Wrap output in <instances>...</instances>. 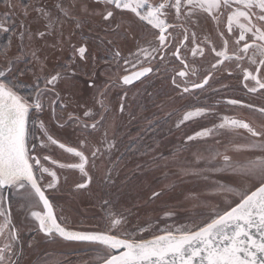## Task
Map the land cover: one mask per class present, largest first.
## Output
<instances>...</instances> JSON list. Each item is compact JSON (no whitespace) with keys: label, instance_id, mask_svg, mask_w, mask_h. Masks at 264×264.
Instances as JSON below:
<instances>
[{"label":"rangeland","instance_id":"rangeland-1","mask_svg":"<svg viewBox=\"0 0 264 264\" xmlns=\"http://www.w3.org/2000/svg\"><path fill=\"white\" fill-rule=\"evenodd\" d=\"M8 2L11 7L5 0H0V25L12 29L8 33L0 31V49L7 46L6 56L0 54V68L6 67L8 60L20 55L22 23L32 34L31 39L24 37L23 59L17 65L22 69H31L21 78L27 86L33 83L34 74L50 76L61 72L64 75L77 66L80 68L74 79L57 82L54 93L60 94L66 109L60 111L57 108L56 114L61 120H67L69 113L81 118L79 126L69 123L65 127L64 141L91 154V145H94L99 150L97 156L90 158L85 174L78 169L59 167L61 163L79 162L78 157L54 145L38 149L42 163L57 173V186L50 190L66 223L72 224L76 230L105 231L108 214H121L126 220L124 228L151 226L142 234L144 239H148L158 234L155 231L157 228L191 227L215 212L222 213L233 206V201L238 202V197L219 191L221 184L239 191H251L258 186L244 176L223 170V155H227L233 164H244L264 157V152L237 150L238 145L259 138L252 137L242 128H214L225 116L243 120L256 128L264 126V116L243 106L264 107V90L248 92L245 83L249 87L255 86V83L245 82L242 70L235 63L225 61L213 69L217 57L211 48L206 47L204 56L198 54L193 57L189 40L185 42L187 47L181 50L188 63V77L182 80L176 75L184 70V66L169 52L163 62L157 55L151 63L153 71L146 77L133 84L122 85L119 78L127 73L123 60L118 66L111 59V54L120 50L122 56L129 57L130 53L137 51L138 46L146 47L148 41H153V46H157L151 35L155 30L150 25L142 24L134 14L121 10H115L111 22H106L99 14L106 11V6L93 0ZM150 2L157 3L158 0ZM57 4L67 9L69 16H63ZM85 7L87 11L83 10ZM38 8L49 13V17L46 19L37 12ZM25 10L27 15L24 14ZM75 18L83 21L81 27H76ZM50 20L54 21L50 30L52 34L46 38L36 36L37 31H49L46 25ZM168 20L177 23L175 10H171ZM218 30H224L223 23L218 29L207 14L198 13L197 24L190 31H195L201 42L207 38L220 50L223 43L217 35ZM173 35L176 42L183 39L179 31L173 32ZM81 44L87 47L86 60L82 61L77 56L76 63L65 69L63 66L72 56L71 46L79 47ZM170 47L175 51L174 46ZM233 48L230 40L229 49ZM33 51L38 59L32 57ZM243 66L264 79V67L260 73H256V65L249 64L247 60ZM85 71L89 73L88 76L84 74ZM193 71L196 75H192ZM92 72L95 73V87L89 88L87 81ZM209 73L212 75L203 89L191 88L193 82H202ZM185 84L190 89L187 93L183 92ZM24 91L27 92V87ZM229 99L240 100L242 104L229 105ZM196 107H204L208 111L184 121V114ZM85 111H90L91 117H85ZM101 113L103 120L98 129L88 131L81 127L85 122L90 124L93 120H100ZM39 119L46 123L54 136L60 134L54 129L56 121L52 120L49 107L46 106ZM204 128L213 129L212 134L187 139ZM217 152L221 155L217 156ZM44 155L60 163L43 161ZM88 176H91L90 185L77 189L76 185L84 183ZM50 180L51 177L45 174L40 183L46 187ZM153 193H159V196L153 197ZM98 247L90 243L58 241L55 246L46 248L73 251V264H96L93 249ZM87 250L88 256L85 253Z\"/></svg>","mask_w":264,"mask_h":264},{"label":"snow or ice","instance_id":"snow-or-ice-1","mask_svg":"<svg viewBox=\"0 0 264 264\" xmlns=\"http://www.w3.org/2000/svg\"><path fill=\"white\" fill-rule=\"evenodd\" d=\"M5 2L9 7L12 6L8 0ZM93 2L106 6V11L99 13L106 22H111L115 10H121L134 14L138 21L144 25H150L151 29L155 30L151 32V35L157 46H153V41H148L146 47L138 46L137 51L130 53L129 57L122 56L120 50L112 52L111 59L115 60L118 66L123 60L125 72L132 69L129 74L120 78L123 85L133 84L142 77H146L153 71L151 63L156 60L157 55L160 62H163L168 58L169 52L184 66V70L176 75L182 80L188 77V63L181 50L187 47L185 42L190 40V51L193 57L198 54L204 56L206 47H210L217 57L216 63L212 65L213 69L223 65L225 61H232L238 69L242 70L245 82L255 83L252 87L245 83L248 92L256 93L258 90H264V79L243 66L247 60L249 64L256 65V73H260L264 67V0H158L157 3H151L150 0H93ZM56 7L63 16H69L68 10L60 4ZM83 10L87 11L86 7ZM171 10H175L177 23H170L168 20ZM36 11L46 19L50 15L44 9L38 8ZM198 13L207 14L218 29L221 23L224 24V30L217 31L223 43L220 50H217L207 38L201 42L196 32L190 31L197 24ZM24 14L27 15V10ZM53 23L54 21L50 20L46 25L49 31H37L35 35L40 38L51 35ZM75 23L76 27L83 25V21L79 18H75ZM20 27L23 30L20 33V55L8 60L6 67L0 68V238L7 240L0 247V264H20V258L23 255L19 231L12 224L10 211L5 208L7 202L5 191H9L21 202L22 209H30L42 204L43 211H31L30 216L36 221L38 231L44 236H59L65 241L86 242L99 246L93 249L96 264H264V157L249 160L244 164H233L227 155H223V170H230L234 174L244 176L258 186L254 191H239L221 184L219 191L238 197V202L233 201L234 206L228 207L222 213L217 211L191 227L157 228L155 231L158 234L144 239L142 234L151 226L138 229L124 228L126 220L121 214H108L109 222L105 231H72L62 226L58 222V217L54 215L53 206L40 183L47 174L51 180L46 187L54 189L57 186V173L42 163L39 150L50 145H57L65 152L79 158V163H61L59 167L78 169L85 174V165L89 158L84 151L67 147L65 143L55 138L49 132L46 123L39 119V114L43 113L47 106L51 109L52 120L56 121L61 128L67 127L69 123L80 125L81 118L72 113H69L67 120H60L56 114L57 108L64 111L66 104L62 102L59 93L52 95L58 81L74 79L80 72V68L77 66L71 73L64 75L61 72L50 76L34 74L33 83L27 86L21 78L25 77L31 69H22L17 65L23 59L24 37L28 36L31 39L32 34L23 23ZM0 31L8 33L12 29L0 25ZM176 31L183 36L179 42H176L173 35ZM133 39L136 37L133 36ZM230 40L234 45L232 50L229 49ZM170 45L175 47V51L171 50ZM70 50L72 56L63 66L65 69L76 63L77 56L82 61L86 60V45L81 44L79 47L73 45ZM6 51L7 46L0 49V54L6 56ZM31 55L34 59H38L35 51ZM257 57H259L258 62ZM144 63H148L149 66L144 67ZM138 66L139 70H136ZM84 74L89 75L87 71ZM192 75H196L195 71ZM211 75L212 73H209L204 76L200 83L193 82L191 88L203 89L209 83ZM87 83L89 88L95 87L94 72L91 73ZM173 83H176L175 77H173ZM189 91V86L185 84L183 92ZM227 103L241 105L242 101L229 99ZM243 106L264 116V107L255 108L251 104ZM121 111H123V105H121ZM207 111V108L196 107L186 112L183 120L187 121ZM33 113L35 119H32L30 128L28 125ZM91 115L90 111L84 113L85 117H91ZM102 120L101 113L100 120H93L91 125L85 122L83 127L96 130ZM225 127L242 128L252 137L259 138L238 145L237 150L264 152V126L256 128L243 120L230 119L227 116L222 118L220 124L214 125V128L219 129ZM212 132L213 129L204 128L187 139L208 136ZM81 144L84 145V142L82 141ZM98 151V149L92 151L93 158L97 156ZM216 155L221 154L217 152ZM42 159L51 161L52 164L58 163L48 155H44ZM76 187L83 189L86 184L80 183ZM157 196L159 193H153V197ZM29 247L33 245L30 243ZM45 264H62V262L53 256Z\"/></svg>","mask_w":264,"mask_h":264},{"label":"flooded vegetation","instance_id":"flooded-vegetation-1","mask_svg":"<svg viewBox=\"0 0 264 264\" xmlns=\"http://www.w3.org/2000/svg\"><path fill=\"white\" fill-rule=\"evenodd\" d=\"M147 66H144V67H147ZM136 70H139V68H137ZM126 74H129V72H127L123 75H126ZM123 75H121V77ZM120 78H119V82L122 84V82L120 81ZM142 78H144V77H142ZM135 82H137V81H135ZM54 94L55 93L53 91V95ZM49 112H50V115H52L50 108H49ZM32 119H35L34 113H33V116L29 120L28 126L30 128L32 127ZM55 124L56 125H54L55 126L54 129L58 130V133H60V134L55 135V136L52 133L51 134L55 138H57L61 143H65L67 147H74L77 150H81L78 147H75L73 145L66 143L64 141V139H65L64 137L66 134L63 133L65 128H61L56 122H55ZM81 127H83V126H81ZM83 129H84V127H83ZM87 130L89 131V130H93V129H91L89 127ZM37 134L39 135V133H37ZM54 146L58 147L57 145H54ZM91 149L93 151L97 150L96 147H94V145H91ZM61 150L64 151L63 149H61ZM84 153L89 158L88 163H86V165H85V168H86L89 164V161H91L90 158H93V157H92L91 153H88L85 151H84ZM68 154L72 155L70 153H68ZM58 162L60 163L59 160H58ZM70 163H74V162H70ZM77 163H79V162H77ZM90 183H91V176H88L87 178H85L84 184H86V187H88L90 185ZM41 186L44 188L45 195L48 197L50 203L53 206L54 215H56L58 217V222H60L62 224V226L66 227L69 230H73V231H83V232H91V231L96 232V231H98V230H90V229H78V230H76L75 228H73L72 224L69 225V223H66L58 211L59 208L56 205V202H55V199L51 193V190L48 189L47 187L43 186L42 184H41ZM4 195L7 197V202L5 203V208L10 211L12 224L18 229L19 234H20V240L22 241L23 255L20 258V264H45V262L47 260L51 259L53 256L56 258H59L61 260L62 264H73L72 262H74V260H75L73 258V254H74L73 251L65 252L63 250H58L57 248L47 249L46 247L49 245L55 246L58 243V241H64L67 243H83V244H85L86 242L65 241L62 238H60L59 236H54V237L44 236L43 233H40L38 231V224L30 216L31 211H43L42 204H38V205H36L30 209H22L21 208V202L18 201L17 198L13 197L9 191H5ZM6 242H7L6 239L0 238V247H2ZM30 243L33 245V247H31V248L29 247ZM86 244H89V243H86ZM32 252H34V253H32ZM85 253L88 256L89 250L85 251ZM28 260H29V262L26 263Z\"/></svg>","mask_w":264,"mask_h":264},{"label":"water","instance_id":"water-1","mask_svg":"<svg viewBox=\"0 0 264 264\" xmlns=\"http://www.w3.org/2000/svg\"><path fill=\"white\" fill-rule=\"evenodd\" d=\"M255 190V188L254 189H252L251 191H254ZM234 206V205H233ZM73 231V230H72ZM91 232H93V231H91ZM149 239V238H148Z\"/></svg>","mask_w":264,"mask_h":264}]
</instances>
